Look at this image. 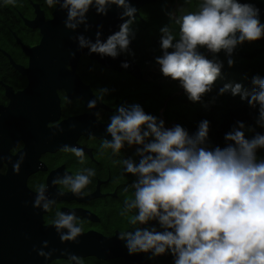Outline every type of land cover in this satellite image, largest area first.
I'll use <instances>...</instances> for the list:
<instances>
[{
	"label": "clouds",
	"instance_id": "1",
	"mask_svg": "<svg viewBox=\"0 0 264 264\" xmlns=\"http://www.w3.org/2000/svg\"><path fill=\"white\" fill-rule=\"evenodd\" d=\"M5 5H16V0H4ZM49 7L59 6L66 12L64 26L77 32L91 30L87 14L95 6L98 15L107 16L111 5L122 9L119 31L101 39L102 26H97L95 40L83 34L72 37L77 50L88 49L89 54H99L113 59L126 52L130 44L131 25L138 9L131 0H46ZM183 12V9H180ZM169 20L179 25V38L169 25L160 28L161 55L155 58L165 78L179 81L180 87L192 102L211 91V86L221 73L223 63L209 59L201 53L206 48L213 54L224 50L229 67L233 50L245 42L264 38V24L259 20V9L251 3L238 0H203L196 12L181 16L169 13ZM70 55L75 56V52ZM123 68L129 65L124 63ZM250 92L240 83L226 84L220 94L231 91L258 108L256 125L264 128V79L254 77ZM106 91L102 89L101 92ZM102 98V96H101ZM89 109L97 107V99L88 101ZM98 117L99 113H95ZM74 128L75 125H72ZM63 132L62 128L57 129ZM106 131L112 140H104L103 147L120 152L124 144L139 145L138 164L124 160V171L136 177L131 187L134 199L126 201L125 212L133 209L132 225H147L156 221V227H138L120 233L118 239L126 241L128 253L152 252L161 256L170 252L174 264H264V159L257 158V150L264 149V134L238 121L237 126L225 133L226 146L207 148L209 123H200L198 131L190 136L179 124L166 128L162 119L148 114L139 105L118 107L110 116ZM246 133H255L247 138ZM63 151L72 152L83 163V149L64 145ZM26 153H21L12 164L15 174H20ZM75 175L64 173L52 181L80 195L91 183L92 170ZM127 191V189L125 190ZM48 188L38 186L33 208L51 211L55 199L47 195ZM53 227L61 243L77 242L84 229L78 226L74 212L56 211ZM47 241L38 256L49 260L55 249H48ZM70 261L82 264L81 258L70 255Z\"/></svg>",
	"mask_w": 264,
	"mask_h": 264
},
{
	"label": "flooded vegetation",
	"instance_id": "2",
	"mask_svg": "<svg viewBox=\"0 0 264 264\" xmlns=\"http://www.w3.org/2000/svg\"><path fill=\"white\" fill-rule=\"evenodd\" d=\"M155 1L160 0L146 5ZM58 8L46 0H16L15 6L0 0V264H75L70 255L82 264H156L159 256L130 255L126 241L118 239L120 233L155 223L132 225L135 209L121 214L126 201L134 199L136 179L124 171L123 161L139 163L138 145L125 143L120 152L103 147L105 139L112 140L106 128L119 107L118 86L137 78L108 69L95 54L72 46L71 32L59 30L64 21L55 15ZM116 58L133 62L123 52ZM151 71L139 69V80H150ZM95 98L97 107L89 109L88 101ZM64 145L83 149V163L63 151ZM21 153L26 157L15 174L8 161L14 163ZM85 170L95 175L80 195L52 184L64 173ZM40 185L56 200L51 211L32 206ZM56 211L76 214L84 229L77 242L61 243L52 224ZM44 241L49 244L44 251L56 250L49 260L35 251ZM88 244L94 245L91 251ZM59 248L67 249V256L55 255Z\"/></svg>",
	"mask_w": 264,
	"mask_h": 264
},
{
	"label": "trees",
	"instance_id": "3",
	"mask_svg": "<svg viewBox=\"0 0 264 264\" xmlns=\"http://www.w3.org/2000/svg\"><path fill=\"white\" fill-rule=\"evenodd\" d=\"M203 0H160L150 5L143 6L140 11L141 20L135 19L136 33L130 35L132 45L123 55L131 59L139 69L158 71L157 78L143 81L132 79L127 86L120 84L116 97L119 107L141 106L148 114L162 119L165 127H173L179 124L189 133L194 135L203 121L209 123L208 139L204 146L221 148L226 146L225 133L237 126V122H243L246 126L255 128L256 133L264 134V128L256 125L258 108H251L247 101H242L240 96H233L231 91L220 94V89L226 84L240 83L248 91L253 90L254 77L264 79V38L256 42H245L238 45L232 53L233 66L229 67L228 57L224 50L218 54L209 52L206 48L200 51L207 58H216L223 63L220 75L211 86V91L205 93L199 102L188 99L187 93L180 87L179 81L165 78L160 72L155 58L161 55L160 28L169 25L176 38H179V25L174 20H169V13L177 17L188 12L199 10ZM240 3H251L259 9V20L264 24V0H238ZM178 5L173 10L174 5ZM183 9V12L180 11ZM134 29L131 28V31ZM130 79V78H129ZM166 102V104H165ZM162 111V112H161ZM255 133H248L247 138H252ZM140 146L138 145V148ZM257 158L264 159V149L257 150ZM141 159V157H140ZM139 159V160H140ZM140 162V161H139ZM154 227L158 230V223ZM174 257L170 252L159 256L156 264H173Z\"/></svg>",
	"mask_w": 264,
	"mask_h": 264
},
{
	"label": "water",
	"instance_id": "4",
	"mask_svg": "<svg viewBox=\"0 0 264 264\" xmlns=\"http://www.w3.org/2000/svg\"><path fill=\"white\" fill-rule=\"evenodd\" d=\"M151 2H152V0H131V3L133 4V6L138 9V12L136 14V18H140L139 9L143 5H146V4L151 3ZM122 11L123 10L117 8V6L111 5L108 8L107 16H102V15H98L96 13L95 6L91 7L88 14H87V18H88L89 23L92 25V28L88 32L92 33V30L94 28L97 29V26H102L103 29H102L101 39L102 40L107 39V37L109 35H111L112 33L116 32V31H119V25L122 23V21L119 19V16L122 13ZM55 15L59 18V21L60 20L65 21V19H66V12L61 11L59 8L56 10ZM58 27H59V30L61 28H63L64 31H68V33L71 32V38L76 36L77 34H83V35L88 34V32H84L83 26H81L79 29H77V32H72V31L66 29L64 24L59 23ZM93 34L94 33L90 34L89 38L93 39V37H92ZM71 41H72V46L76 45V43L74 42L73 39H71ZM50 45H51V42H49V46ZM83 50L89 54L88 49H83ZM95 55H96V58L99 60V62H101L103 65H105V67L108 69H112V70H115L118 72L125 71L127 74H129L132 77L137 78V79H139L141 77V75L139 73V68L135 65V63H133L129 60H126L123 58L113 59V58L108 57V56L101 57L99 54H95ZM124 63H127L129 65V67L123 68L121 65ZM165 104H166V102H165ZM93 246L94 245H92V244H88L87 250L91 251L92 248H94ZM67 254H68L67 249H64V248H59L57 250V252L55 253V255H57L58 257L67 256Z\"/></svg>",
	"mask_w": 264,
	"mask_h": 264
},
{
	"label": "rangeland",
	"instance_id": "5",
	"mask_svg": "<svg viewBox=\"0 0 264 264\" xmlns=\"http://www.w3.org/2000/svg\"><path fill=\"white\" fill-rule=\"evenodd\" d=\"M175 7H174V10H176V8H178V5H174ZM131 28H133V25H131ZM148 75H147V78L148 79H155V78H157V75H158V71L156 70V69H152V71L151 72H149V73H147ZM162 112V111H161ZM169 128H171V127H169ZM248 133H246V135H247ZM204 146V145H203ZM204 147H207L206 145L204 146ZM208 148V147H207ZM173 264H174V260H173Z\"/></svg>",
	"mask_w": 264,
	"mask_h": 264
}]
</instances>
